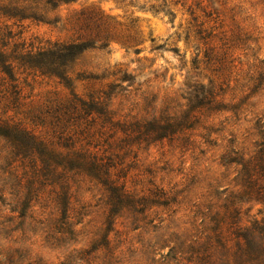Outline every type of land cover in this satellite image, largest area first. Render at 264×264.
<instances>
[{"label": "rangeland", "instance_id": "1", "mask_svg": "<svg viewBox=\"0 0 264 264\" xmlns=\"http://www.w3.org/2000/svg\"><path fill=\"white\" fill-rule=\"evenodd\" d=\"M49 1L0 0V123L96 156L108 176L30 186L29 162L0 137V264H187L232 201L239 228L263 221L242 169L264 153V0ZM75 46L68 84L31 65ZM74 100L113 124L75 121ZM172 117L166 139L136 129ZM230 247L201 264H235Z\"/></svg>", "mask_w": 264, "mask_h": 264}, {"label": "trees", "instance_id": "2", "mask_svg": "<svg viewBox=\"0 0 264 264\" xmlns=\"http://www.w3.org/2000/svg\"><path fill=\"white\" fill-rule=\"evenodd\" d=\"M72 1L74 0H57V3H69ZM53 2L54 0H50L48 4L55 6L56 4ZM80 53L81 49L75 46L62 51L39 55L38 58L33 60L31 65L38 69L42 76L56 77L68 84L65 77L66 69L76 61ZM0 64H2L1 61ZM9 67L3 65L2 72L11 82H15ZM127 78L125 77V79ZM12 88L16 89L17 86H13ZM64 109L72 116L77 115L74 118L75 121L84 119V117L89 118L95 113L98 115V119L104 118V124H113L114 115L105 110L98 109V106L92 102L84 103L74 100ZM92 123H95V120ZM176 123L177 119L175 117L166 121L153 119L144 126H136V129L139 133L142 132V129H145L143 135L163 140L173 136L176 130L181 127L180 124ZM85 135L87 139H95V135H91L90 133H85ZM0 137L11 144L13 150L17 151L18 156H23V160L29 162L30 166L26 168H29L31 174L29 177L31 180L27 181L30 186L35 184L34 180L36 178L45 179V181H50L51 179L49 185L53 186L57 184L55 180L63 181L67 185L72 178L70 177L71 174L73 177H84L99 181L108 176L107 171H105L106 165L103 163V160H99L96 156L92 157L79 152L67 155L58 153L49 144L40 141L30 132L21 130L16 126L0 123ZM242 177L244 178V197L261 196L262 199L260 200L264 205V153L260 157L243 165ZM102 183L106 186L108 185L106 181ZM66 188H62L57 193L58 199L62 203L66 201L67 194L64 192ZM109 191L111 193L112 206L114 208L121 206L126 199V195L121 193L122 191L118 188L112 186L109 188ZM240 214L234 209L233 201L230 203V206L225 208L224 213L217 214L215 216L216 219L212 220L214 226L204 229L202 233L204 237L200 240H203V244L196 248H191V256L188 258L187 264H201L202 261L210 257L206 255L214 247H220L228 255H231L232 247H230V244L232 242H235L236 249L232 256L234 257L235 264H264V220L255 222L250 229L239 228L234 221L237 218L236 215Z\"/></svg>", "mask_w": 264, "mask_h": 264}]
</instances>
